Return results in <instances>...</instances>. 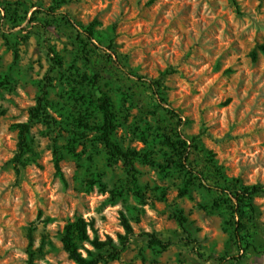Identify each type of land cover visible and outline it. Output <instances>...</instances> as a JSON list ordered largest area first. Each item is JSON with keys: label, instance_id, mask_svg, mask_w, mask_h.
<instances>
[{"label": "rangeland", "instance_id": "1", "mask_svg": "<svg viewBox=\"0 0 264 264\" xmlns=\"http://www.w3.org/2000/svg\"><path fill=\"white\" fill-rule=\"evenodd\" d=\"M65 16L93 24L98 39ZM94 72L113 102L114 141L140 154L135 182L82 127L101 121L89 102ZM46 76L45 112L18 165L16 125ZM157 80L179 126L150 90ZM162 135L188 139L186 164L210 188L264 186V0H0V264H74L61 238L79 218L106 244L82 242V256L120 251L107 264H264V194L237 238L225 195L195 180L180 195L189 175L170 166ZM151 235L168 248L150 246Z\"/></svg>", "mask_w": 264, "mask_h": 264}, {"label": "trees", "instance_id": "2", "mask_svg": "<svg viewBox=\"0 0 264 264\" xmlns=\"http://www.w3.org/2000/svg\"><path fill=\"white\" fill-rule=\"evenodd\" d=\"M64 21L72 29L77 32H80L84 35V38L88 42H92L98 37L93 32V24L89 25L87 28L82 27L79 23L73 21L69 17L65 16ZM49 54L52 56L51 61L54 66L61 64L60 58L52 51L49 50ZM252 58L254 55L251 54ZM18 54L14 52V60H17ZM142 79V77H140ZM90 84V96L89 102L94 106L97 112L100 115L101 121L94 126H89L84 124L82 127L85 129L94 130L97 136L98 142L105 148L107 155L110 160L121 159L124 164V168L127 170L129 176L132 179V182H135V171L133 169V161L139 159L140 154L135 151L126 150L124 151L115 141L114 133L117 128V116L114 111L113 102L111 98L102 90L99 84V73L94 72L91 78L87 80ZM51 83L49 76L44 78V85H42L40 90V96L37 99V104L35 107L30 109V117L27 123H20L16 125L18 130V155L15 158V163L20 164L21 154L27 149L28 145V135L30 126L33 121L37 120L41 114L45 112V106L47 105L46 97L48 95V89ZM160 81H153L150 83V90L158 96L160 104L166 106L167 112L178 118V126L181 124L179 115L175 113L172 109L169 108V105L160 97L159 92ZM165 140L166 145L172 151L174 158L169 161L170 166L176 169H181L186 171L189 175L188 180L184 184L183 189L180 191V195H186L188 193L189 187L191 186L192 181H199L205 188H210L209 185L205 184V179L203 175L199 172H195L189 165L186 163L189 160V148L186 147V138H178L177 141H172L169 136L162 135ZM196 148V146L192 147ZM213 163V161H211ZM191 168V169H190ZM213 169L219 173L218 169L213 166ZM210 189H214L221 194L226 196V200L223 201L225 204L230 203V208L234 217L238 218V222L234 224V233L237 238L240 237V233L243 231L244 224L243 219L246 218L248 214L254 213V207L252 200L255 196L264 194V186L262 185H241L240 182L235 179L227 183L226 186H213ZM214 207H217V203H214ZM176 221L180 227L185 231V219L182 215L175 216ZM123 227L126 231V236L132 235V230L129 224L126 221H122ZM92 226V222H86L84 219L79 218L73 223H68L64 226L63 235L61 238V244L64 252L67 254L68 258L74 262V264H107L109 261L115 260L120 251L113 248L112 253L103 254L98 253L95 256L84 257L80 252V243L90 242L92 246L97 251H102L105 247L104 242H99L96 238L90 241L87 228ZM29 238L31 235L29 233ZM149 245L152 247L165 250L168 248L169 243L161 241L155 236L151 235L149 240ZM28 264H34L33 260L30 259Z\"/></svg>", "mask_w": 264, "mask_h": 264}]
</instances>
